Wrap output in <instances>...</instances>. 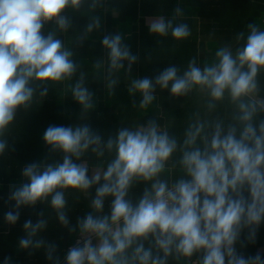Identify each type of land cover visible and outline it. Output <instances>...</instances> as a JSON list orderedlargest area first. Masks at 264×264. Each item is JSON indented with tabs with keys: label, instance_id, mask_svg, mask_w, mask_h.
<instances>
[{
	"label": "clouds",
	"instance_id": "9594fccd",
	"mask_svg": "<svg viewBox=\"0 0 264 264\" xmlns=\"http://www.w3.org/2000/svg\"><path fill=\"white\" fill-rule=\"evenodd\" d=\"M119 4L0 0V161L15 151L18 117L50 90L79 106L76 123L46 127L45 155L20 166L8 186L9 229L22 210L44 206L22 224L17 251H43L48 264H264V248L247 252L264 227V18L207 59L141 77L133 75L141 52L133 53L131 33L105 30ZM186 15L177 0L171 12L145 18L149 35L178 45L192 35ZM74 17L85 22L78 27ZM86 43H99L103 55L81 58ZM122 81L140 118L101 131L91 122L100 98L89 85L101 83L114 98ZM163 92L182 100L179 127L161 108ZM81 201L89 210L73 223L69 213ZM53 217L72 237L64 250L43 235Z\"/></svg>",
	"mask_w": 264,
	"mask_h": 264
},
{
	"label": "crops",
	"instance_id": "0c3cea01",
	"mask_svg": "<svg viewBox=\"0 0 264 264\" xmlns=\"http://www.w3.org/2000/svg\"><path fill=\"white\" fill-rule=\"evenodd\" d=\"M182 2L187 12L185 19L192 29V35L178 45H174L170 38L163 44H157L156 38L149 35L145 24L146 17L161 11L171 12L177 0H128L127 3L120 0V16L113 18L109 14L106 17L105 30L112 32L120 28L130 32L131 39L128 42L133 53L137 50L141 52V62L134 66L133 75L154 76L168 63H186L192 56L207 59L218 45L230 40L247 22L264 16V0H182ZM74 19L78 27L85 22L84 18ZM149 49L154 50L153 60L151 63H145L143 58ZM101 55L103 50L99 43L95 46L86 43L80 49V57L85 60ZM89 86L100 98L97 110L91 117L94 127L101 131H114L121 122L131 123L140 118L137 111L131 108L132 98L128 95L123 81L117 87L114 98L106 96V91L99 82H91ZM160 96L162 110L178 117L176 123L179 127L184 111L181 107L182 100H169L167 92L160 93ZM135 99L138 102L140 96L137 94ZM78 112L79 106L70 96H65L61 101L56 91L50 90L48 97L36 111L18 117L20 130L12 138L15 141V151L10 153V159L0 161V264L5 256H12L14 264H48L43 251L29 257L26 252H18L16 249L18 239L23 235L22 224L29 218L35 221L36 213L43 210L44 206L37 205L34 210H22L20 221L9 229L3 221L4 213L8 210L5 199L9 184L20 179L19 167L45 155L47 149L41 137L46 127L49 124L76 123ZM88 210L87 201H81L75 205L69 216L74 223L77 216ZM43 235L50 241L60 242L61 250L66 249L72 242V237L58 225L54 217L50 218L49 228ZM257 248H264V227L260 230L257 244L250 245L247 252L254 253Z\"/></svg>",
	"mask_w": 264,
	"mask_h": 264
},
{
	"label": "built area",
	"instance_id": "2783aa9c",
	"mask_svg": "<svg viewBox=\"0 0 264 264\" xmlns=\"http://www.w3.org/2000/svg\"><path fill=\"white\" fill-rule=\"evenodd\" d=\"M263 18H264V16H263Z\"/></svg>",
	"mask_w": 264,
	"mask_h": 264
}]
</instances>
